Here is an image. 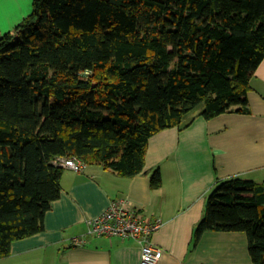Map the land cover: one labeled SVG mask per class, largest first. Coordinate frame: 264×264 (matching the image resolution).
<instances>
[{
    "label": "trees",
    "instance_id": "obj_1",
    "mask_svg": "<svg viewBox=\"0 0 264 264\" xmlns=\"http://www.w3.org/2000/svg\"><path fill=\"white\" fill-rule=\"evenodd\" d=\"M263 59L264 0H33L0 37V257L44 230L58 158L141 174L157 132L250 113ZM211 230L245 232L264 264V182L220 179L193 246Z\"/></svg>",
    "mask_w": 264,
    "mask_h": 264
},
{
    "label": "crops",
    "instance_id": "obj_2",
    "mask_svg": "<svg viewBox=\"0 0 264 264\" xmlns=\"http://www.w3.org/2000/svg\"><path fill=\"white\" fill-rule=\"evenodd\" d=\"M32 9L33 0H0V37L13 32ZM250 87V113L227 112L211 119L197 115L187 127L151 136L141 174L122 177L88 164L81 172L66 168L44 230L13 242L0 264H141L136 240L89 232L88 221L117 199L149 220L162 218L151 236L162 249L158 264H253L242 231H206L193 246L208 195L220 179L241 175L264 182V59ZM157 169L162 185L153 188L151 175ZM75 236L84 243L72 244Z\"/></svg>",
    "mask_w": 264,
    "mask_h": 264
},
{
    "label": "built area",
    "instance_id": "obj_3",
    "mask_svg": "<svg viewBox=\"0 0 264 264\" xmlns=\"http://www.w3.org/2000/svg\"><path fill=\"white\" fill-rule=\"evenodd\" d=\"M56 163L76 172L84 171L86 167V163L76 156L58 158ZM88 223L89 232L98 236L118 235L136 240L141 246V264L159 263L162 249L153 243L151 236L161 228V217L149 220L137 208L127 207L123 199H117L112 200L99 216L90 219ZM82 243L84 239L80 236L72 239L74 245Z\"/></svg>",
    "mask_w": 264,
    "mask_h": 264
}]
</instances>
